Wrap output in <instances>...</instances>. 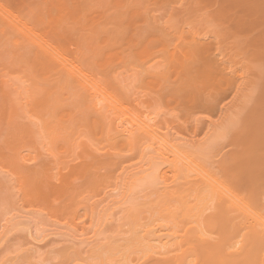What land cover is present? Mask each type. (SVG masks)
I'll return each mask as SVG.
<instances>
[{"label":"rangeland","instance_id":"obj_1","mask_svg":"<svg viewBox=\"0 0 264 264\" xmlns=\"http://www.w3.org/2000/svg\"><path fill=\"white\" fill-rule=\"evenodd\" d=\"M0 9V264L141 256L144 229L181 227L197 174L223 177L232 139L251 135L253 115L264 114V0H0ZM64 60L117 106L95 108ZM208 60L223 83L204 78ZM146 116L157 140L187 157L165 189L133 182L156 144L138 133L132 146L107 141L110 124ZM87 145L97 157L116 154L80 178ZM63 176L74 189L62 196Z\"/></svg>","mask_w":264,"mask_h":264},{"label":"bare ground","instance_id":"obj_2","mask_svg":"<svg viewBox=\"0 0 264 264\" xmlns=\"http://www.w3.org/2000/svg\"><path fill=\"white\" fill-rule=\"evenodd\" d=\"M254 8L257 9V7ZM16 23H18L16 19L10 23L12 29L13 26L14 28L18 26L19 23ZM23 30L24 33L30 32L27 28L26 32L25 29ZM24 33L22 34L21 31L20 34L26 37ZM36 44L37 46L39 44V48L43 50L44 46L42 44ZM205 48L202 49L205 50ZM208 48L206 52L203 51V56L208 53ZM50 54L54 55L53 53ZM46 57L49 61V55ZM203 58L207 59V55ZM64 62L65 60L62 62L63 68L68 69L67 75L70 74L72 78L75 75L76 77L73 79L76 81L78 80L76 78H79L81 80L77 81L80 83L79 86L81 85L80 87L90 91V96L96 99L95 108L97 104L105 102L104 107L108 108L109 111L113 109L117 100L104 90V87L101 88L94 81L92 83L90 78L86 76L87 74L75 67L74 64L68 65L69 63ZM52 63L54 62L52 61ZM202 63L207 64L205 66L207 69L204 68L203 70L206 80L220 83L221 80L222 83L225 81L223 74L214 62L209 63L208 60ZM70 66H72L71 69ZM85 77L89 78V80L86 78L88 83ZM213 83L216 82H212L211 85ZM115 106L117 105L115 104ZM253 119L256 124L251 135L240 131L232 139L235 150L224 163L222 168L223 177L218 178L209 174L206 170H202L197 174L200 185L196 187L198 188L195 196L196 204L195 207H192L193 209H187L186 207L187 210H184L182 214L184 221L181 222V227L176 229L166 228V226H159V228L147 227L142 235L141 243L144 247L142 255L121 261L118 264H264V114L256 113L253 115ZM125 122H119L120 124H116L117 126L113 123L106 127L107 141L111 145L119 144L123 146L126 144L132 146L135 135L138 133L146 136L143 140L148 139L156 144L157 147L155 148H158V151H156V154L153 153V157L151 156L153 165L149 166L141 176L135 177V175H132L133 182L141 186L155 180L165 189L169 180L172 183L174 181L173 176L168 178V172H170L168 170L173 171L171 174L177 173L180 161L183 162L187 157L184 155L183 159L180 156L182 154L180 153L181 150L176 149L170 141L164 143L165 141H163L161 135L157 140L159 132L157 134L158 130L154 127L155 121L153 118L149 116L144 117V119L137 117L136 119H126ZM151 141L149 143L152 148L154 145H151ZM160 141L162 142L160 143ZM88 146L87 149H84V153L86 158L90 156L88 157L90 163L80 172V178L89 176V168L92 169V166L97 164L100 157H110L109 154H116L114 152L107 154V150V153H105L107 155L101 153V156L99 153V157H97L91 152V149H88ZM146 147L149 149L148 145ZM98 150L102 151L101 149ZM167 155H169L168 157L172 156L174 164L176 162L177 165L171 164L172 161L170 160L165 162L168 157L164 160L163 157ZM92 160L93 162H91ZM101 160L98 161L99 164L103 162ZM165 163L170 165L167 166V171L163 170V167L160 169V166H164ZM48 177L46 179L50 180V177ZM63 179L61 178V186L58 185L59 187L56 189L57 192H60V195L62 193V196L67 192V189H74L67 176H63ZM196 188L194 187V189ZM194 189H192V192H194Z\"/></svg>","mask_w":264,"mask_h":264}]
</instances>
